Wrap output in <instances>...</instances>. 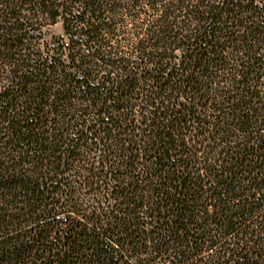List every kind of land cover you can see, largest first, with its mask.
<instances>
[{
	"label": "trees",
	"instance_id": "16d2710c",
	"mask_svg": "<svg viewBox=\"0 0 264 264\" xmlns=\"http://www.w3.org/2000/svg\"><path fill=\"white\" fill-rule=\"evenodd\" d=\"M0 264H264V0H0Z\"/></svg>",
	"mask_w": 264,
	"mask_h": 264
},
{
	"label": "rangeland",
	"instance_id": "374dc122",
	"mask_svg": "<svg viewBox=\"0 0 264 264\" xmlns=\"http://www.w3.org/2000/svg\"><path fill=\"white\" fill-rule=\"evenodd\" d=\"M61 34H62V27L60 22H57L56 24L48 28V38H51L53 36H59Z\"/></svg>",
	"mask_w": 264,
	"mask_h": 264
}]
</instances>
